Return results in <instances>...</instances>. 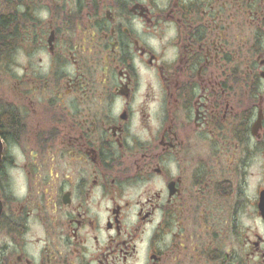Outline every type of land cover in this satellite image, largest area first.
<instances>
[{"label": "flooded vegetation", "instance_id": "flooded-vegetation-1", "mask_svg": "<svg viewBox=\"0 0 264 264\" xmlns=\"http://www.w3.org/2000/svg\"><path fill=\"white\" fill-rule=\"evenodd\" d=\"M0 3V264H264V0Z\"/></svg>", "mask_w": 264, "mask_h": 264}, {"label": "rangeland", "instance_id": "rangeland-1", "mask_svg": "<svg viewBox=\"0 0 264 264\" xmlns=\"http://www.w3.org/2000/svg\"><path fill=\"white\" fill-rule=\"evenodd\" d=\"M8 10V7H3L2 3H0V12H5ZM3 33V32H0ZM10 93H12V80L8 74V69L0 70V94L5 95V98H10ZM43 229L41 223H34V226L25 236V243L27 244L25 247L27 250H32L36 248L34 244H36L37 238L43 235ZM11 237L8 235L4 228H0V259L3 257H8L12 259L14 255L11 256V251L6 252L9 249V245L6 246V243H11ZM13 243V242H12Z\"/></svg>", "mask_w": 264, "mask_h": 264}, {"label": "trees", "instance_id": "trees-1", "mask_svg": "<svg viewBox=\"0 0 264 264\" xmlns=\"http://www.w3.org/2000/svg\"><path fill=\"white\" fill-rule=\"evenodd\" d=\"M4 38H8L7 34L5 35L4 33H1L0 34V42L3 41ZM0 58H2L1 51H0ZM13 123H14V121H13L12 118H8V117H2V118H0V126L1 127H13Z\"/></svg>", "mask_w": 264, "mask_h": 264}, {"label": "water", "instance_id": "water-1", "mask_svg": "<svg viewBox=\"0 0 264 264\" xmlns=\"http://www.w3.org/2000/svg\"><path fill=\"white\" fill-rule=\"evenodd\" d=\"M2 153H3V147H2V141L0 140V160H1V157H2ZM2 214V206H1V203H0V216Z\"/></svg>", "mask_w": 264, "mask_h": 264}]
</instances>
